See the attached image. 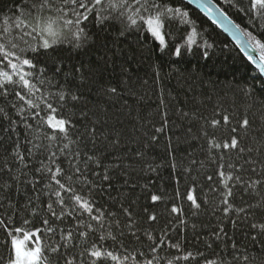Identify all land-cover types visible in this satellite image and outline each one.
I'll use <instances>...</instances> for the list:
<instances>
[{
	"label": "trees",
	"instance_id": "obj_1",
	"mask_svg": "<svg viewBox=\"0 0 264 264\" xmlns=\"http://www.w3.org/2000/svg\"><path fill=\"white\" fill-rule=\"evenodd\" d=\"M211 1L264 57V11ZM42 3L0 0V73L12 78L0 75V264L22 232L38 234L44 264H264L258 71L183 0H105L80 23L64 0ZM156 16L163 43L146 23Z\"/></svg>",
	"mask_w": 264,
	"mask_h": 264
},
{
	"label": "snow or ice",
	"instance_id": "obj_2",
	"mask_svg": "<svg viewBox=\"0 0 264 264\" xmlns=\"http://www.w3.org/2000/svg\"><path fill=\"white\" fill-rule=\"evenodd\" d=\"M47 2H48V0H43V3L41 6L46 7ZM124 2L126 3L127 0H124ZM137 2L140 3L141 0H137ZM144 2H147V0H144ZM104 3H105V0H92L91 7H90L87 0H64L65 5L71 6L72 14L76 17L77 23H80V22H83L84 20H87L89 15L93 12V10L97 9V6L102 5ZM252 4H253L254 9H259V10L264 11V0H252ZM59 11L64 13L65 16L68 15V13L64 11V8H60ZM168 11L170 12L171 9H169ZM161 15H164V13H161ZM98 20L100 23H103V19L99 18V16H98ZM55 23H56L55 21L49 20L47 28L44 29V31L47 33V35H50V36L56 35V32L53 29V25ZM135 23H136V21L132 20V24H135ZM146 23L148 24L149 29L152 32V35L156 36L157 38H160L161 43H163V38L160 36V31H159V29L162 26L160 23V17L156 16L152 19H148L146 21ZM72 24H73V20H71V19L64 20L65 27L71 26ZM19 26L20 25L17 24V27H19ZM25 27H26V25H25ZM82 31L83 30H81V32ZM76 38L79 39V34H77ZM192 42L193 41L190 38L189 44H191ZM52 43L55 44L56 41L53 40ZM51 46L52 45L49 44L47 40H45L43 45H42V47H44V48H48ZM79 46L80 45H76V47H79ZM261 47H264V46H261ZM249 50H252V49H249ZM9 55H10V53L5 50L4 45L0 44V56L7 58V57H9ZM177 55H180L179 49L177 50ZM262 60H264V57H262ZM22 63L25 65H28V67H33V65L27 60L23 61ZM9 64L11 65V67L13 69H15L17 67L15 64H11L10 60H9ZM0 75H2L4 77V82H6V83L12 82V78H11V76L8 75V73L2 72V73H0ZM20 80L23 82L22 86L25 88H28L29 91H31V89L35 87L34 85H30L29 81L24 78V75L20 76ZM2 86H3V84H0V87H2ZM37 91H38V89H37ZM112 91H115V90L113 89ZM20 99H24V97L21 96ZM33 106L34 105L29 104V107H33ZM35 106L38 107V105H35ZM48 107L51 108V105H48ZM52 111L54 112L55 109L53 108ZM225 122H227L226 118H225ZM216 123H219V122H216ZM46 124L49 128L53 129L54 131H57L59 133L64 134L65 139L67 138V128L69 127V125L66 123V121L57 120L55 117H52L46 121ZM243 126H247V121L244 122ZM55 138L56 137H51V139H55ZM216 147H220V145H216ZM223 147L225 149H227L229 147L236 148L237 147V141L235 139H233L230 144H224ZM53 155H55V153H53ZM21 159H23V157H21ZM49 171H51V169H49ZM54 175H57V176L61 175L59 169L56 170ZM227 179H231V177H228ZM56 183H59V181H56ZM225 186H227V185H225ZM60 187L63 188L64 186L61 184ZM65 191H67V189H65ZM228 195L229 196L231 195L230 191H229ZM187 198H188V200H190L192 202V204L195 207H197V208L199 207V205L196 203V199L193 195H188ZM152 200H153V202H156L159 200V197L153 196ZM76 201L80 205V207L84 208L85 211H88L89 213H91V208L88 207L87 203H81L80 197H76ZM224 202H225V204H227V200H225ZM172 212L179 214L178 210L176 208H173ZM92 219L96 220L97 217L93 216ZM150 219L154 221L156 219V217L152 216V217H150ZM0 226H3V221H0ZM262 230H264V228H262ZM16 231L21 232V230H19V229H17ZM33 237H38V234L35 232H33L31 234H29L28 232H22V236H19L17 238L12 239L11 244H12V248L14 251V259L11 261V264H44V261L46 258L43 257V255H42L43 249L39 245V239L37 238L36 241H33V239H32ZM148 238L152 239L151 236H149ZM153 243H155V241H153ZM29 244L32 245L31 248L28 247ZM175 247H178V246H175ZM91 255H93L99 259V258H101L102 254L99 251H94L91 253ZM106 255L113 260L118 259V257L112 256L111 253H107ZM183 259L187 260L188 256H184ZM148 264H151V261H149Z\"/></svg>",
	"mask_w": 264,
	"mask_h": 264
},
{
	"label": "water",
	"instance_id": "obj_3",
	"mask_svg": "<svg viewBox=\"0 0 264 264\" xmlns=\"http://www.w3.org/2000/svg\"><path fill=\"white\" fill-rule=\"evenodd\" d=\"M209 19L258 71L264 80V60L235 23L211 0H183ZM252 49V50H249Z\"/></svg>",
	"mask_w": 264,
	"mask_h": 264
}]
</instances>
